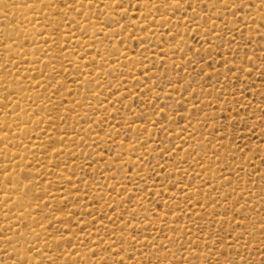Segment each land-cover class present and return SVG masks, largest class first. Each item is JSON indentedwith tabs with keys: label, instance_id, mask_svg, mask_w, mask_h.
<instances>
[{
	"label": "rangeland",
	"instance_id": "374dc122",
	"mask_svg": "<svg viewBox=\"0 0 264 264\" xmlns=\"http://www.w3.org/2000/svg\"><path fill=\"white\" fill-rule=\"evenodd\" d=\"M19 1L0 264H264V0Z\"/></svg>",
	"mask_w": 264,
	"mask_h": 264
},
{
	"label": "bare ground",
	"instance_id": "6f19581e",
	"mask_svg": "<svg viewBox=\"0 0 264 264\" xmlns=\"http://www.w3.org/2000/svg\"><path fill=\"white\" fill-rule=\"evenodd\" d=\"M17 3H24V4H25V1L23 2V1H19V0H18ZM115 7H116V6H115ZM20 9H21V8H20ZM22 9H25V6H22ZM17 11H18V10H17ZM23 14H24V13H23ZM26 14H27V13H26ZM27 15H28V14H27ZM33 19H34V18H33ZM34 20H36V19H34ZM88 26H89V25H88ZM89 27H90V26H89ZM29 32H30V31H29ZM149 32H150V31H149ZM94 34H95V33H94ZM40 38H41V37H40ZM72 60H73V59H72ZM38 97H39V95H38ZM38 108H39V107H38ZM25 113H26V112H25ZM25 113H24V112H21V115H24ZM18 128L20 129L21 132H23V131H27V128L24 127V126H20V127H18ZM62 140H63V139H62ZM29 147H30V146H29ZM19 149H20V148H19ZM28 166H29V165H28ZM13 171L16 172V171H18V170H16V171L13 170ZM20 171H21V170H20ZM18 172H19V171H18ZM19 173H21V172H19ZM13 174H15V173H13ZM13 174H10V175H9V177L12 179V183L15 184L16 186L19 185V184H21V185L23 184V186H24V185H25L24 182L22 183V182H21V179L18 178V177H16V176L13 175ZM17 176H18V175H17ZM66 180H67V179H66ZM26 184H27V183H26ZM15 185H13V186H15ZM30 185H31V184H30ZM33 187H34V186H33ZM10 189H12V187H11ZM24 189H25V188H24ZM12 190H13V189H12ZM15 190H16V189H15ZM8 192H9V191H8ZM13 192H14V191H13ZM25 194H26V193H25ZM53 194H54V193H53ZM23 197H24V196H23ZM23 197H22V196H21V197L19 196V197L17 198V199L19 200L20 203L22 202V204H24V199H23ZM25 201H27V199H26ZM29 202H30V201H29ZM2 203H3V202H2ZM25 203H26V202H25ZM13 204H14V203H13ZM28 205H29V204H28ZM8 207H9V206H8ZM23 210H24V209H23ZM21 211H22V210H21ZM22 212H24V213L26 212V213H27V211H25V210L22 211ZM24 213H23V214H24ZM29 213H30V212H29ZM32 213H33V212H31V214H32ZM21 215H22V214H21ZM27 215H28V214H27ZM24 216H26V214H24ZM19 217H20V216H19ZM30 217H31V215H30ZM30 217H29V218H30ZM20 218H21V217H20ZM24 218H26V217H24ZM24 218H23V219H24ZM38 218H39V217H38ZM30 220H31V218H30ZM30 220H29V221H30ZM30 224H31V223H30ZM31 226H33V225H31ZM31 226L29 227V231H30V228H32ZM3 228H4V227H3ZM27 230H28V229H27ZM32 230L34 231V229H32ZM25 232H26V231H24V233H25ZM35 232H36V234H37V230H35ZM28 233L30 234V232H28ZM28 233H27V235H28ZM25 234H26V233H25ZM33 234H34V233H33ZM30 235H31V234H30ZM33 236H35V235H33ZM20 239H21V238H20ZM20 239H19V240H20ZM15 241H16V240H15ZM22 241H23V240H22ZM1 242H2V241H1ZM33 242H34V241H33ZM188 249H189V248H188ZM20 253H21V252H20ZM26 257H27V256H26Z\"/></svg>",
	"mask_w": 264,
	"mask_h": 264
}]
</instances>
